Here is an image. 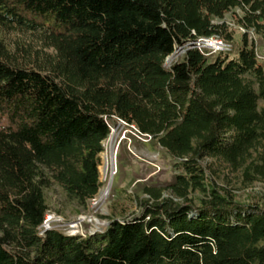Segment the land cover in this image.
<instances>
[{"label": "trees", "instance_id": "trees-1", "mask_svg": "<svg viewBox=\"0 0 264 264\" xmlns=\"http://www.w3.org/2000/svg\"><path fill=\"white\" fill-rule=\"evenodd\" d=\"M228 14L244 30L235 55L186 48L166 64L201 37L235 45ZM0 27L44 44L0 38V264H264V203L203 162L264 181V61L250 38L264 45V0H0ZM119 119L172 158L173 180L143 197L115 187L104 231L42 233L47 189L82 208L96 197Z\"/></svg>", "mask_w": 264, "mask_h": 264}, {"label": "rangeland", "instance_id": "rangeland-1", "mask_svg": "<svg viewBox=\"0 0 264 264\" xmlns=\"http://www.w3.org/2000/svg\"><path fill=\"white\" fill-rule=\"evenodd\" d=\"M236 13L243 15V9L237 7ZM230 26L237 30L236 43L232 54L235 55L241 41L243 30L232 20V15L225 18ZM0 38L4 39L11 46L17 42L34 49H40L42 44L38 34L10 30L0 27ZM254 39L259 53L264 55V45L250 33ZM47 53L53 54L51 49ZM263 61V60H262ZM260 107L264 101L260 100ZM102 164L99 168L100 178L103 186L95 198L86 208H82L75 201L67 199L66 194L59 186H52L47 189V200L50 206L47 218H52L51 226L61 229L67 234L82 235L104 231L110 219V207L116 197L117 190L126 189L128 193H139L145 196L141 189L144 185L162 187L173 180L176 173L172 158L155 147L150 138L139 134L133 127L118 121L113 126L111 134L104 141V152L101 154ZM204 164L210 169L214 179L219 185L233 189L241 200L251 199L264 203V181L256 180L252 183L244 181L242 170H236L219 158L206 157ZM110 179H112L109 186ZM110 187V191L104 200H100L101 192ZM170 196L169 192L165 193Z\"/></svg>", "mask_w": 264, "mask_h": 264}, {"label": "built area", "instance_id": "built-area-1", "mask_svg": "<svg viewBox=\"0 0 264 264\" xmlns=\"http://www.w3.org/2000/svg\"><path fill=\"white\" fill-rule=\"evenodd\" d=\"M186 48H196L201 53H203L204 55L212 56V55H215V54H218L221 52H232L234 49V46H233V44L226 42L222 37H220L218 35L201 37V38H198L194 41H190L189 43H187L184 46L178 47L176 49V52L167 59L166 64L170 65L173 62L177 61L186 52ZM256 55H257L259 60L264 61V55L259 53L258 47H256ZM119 121L124 123L125 125H127V123L125 121L120 120V119H119ZM132 127L138 132V130L136 129L135 126H132ZM51 220H52V218L46 217V219H45V221L41 227L42 233H44L47 230L53 229V227L51 226Z\"/></svg>", "mask_w": 264, "mask_h": 264}, {"label": "bare ground", "instance_id": "bare-ground-1", "mask_svg": "<svg viewBox=\"0 0 264 264\" xmlns=\"http://www.w3.org/2000/svg\"><path fill=\"white\" fill-rule=\"evenodd\" d=\"M109 191H110V187L105 188V189L101 192L100 200H104V199L107 197Z\"/></svg>", "mask_w": 264, "mask_h": 264}, {"label": "water", "instance_id": "water-1", "mask_svg": "<svg viewBox=\"0 0 264 264\" xmlns=\"http://www.w3.org/2000/svg\"><path fill=\"white\" fill-rule=\"evenodd\" d=\"M112 179H110L109 186L111 185Z\"/></svg>", "mask_w": 264, "mask_h": 264}]
</instances>
